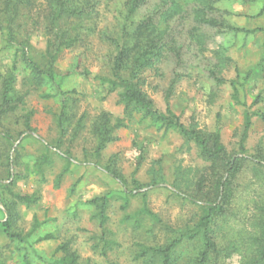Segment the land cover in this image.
<instances>
[{"label":"rangeland","instance_id":"rangeland-1","mask_svg":"<svg viewBox=\"0 0 264 264\" xmlns=\"http://www.w3.org/2000/svg\"><path fill=\"white\" fill-rule=\"evenodd\" d=\"M175 1L146 0L134 15H152L164 44L159 60L140 72L141 87L166 111L176 78L169 103L182 122L211 133L221 114L229 155L262 161L242 166L227 212L213 226L217 250L206 264H264V30L224 26L264 28V0ZM81 3L90 29L83 42L58 51L55 82L41 83L14 47H4L0 32V91L11 78L15 96L23 97L0 119V264H161L153 249L192 231L202 214L177 193L193 194L203 174L208 192L222 173L178 130L141 112L125 114L118 92L100 76L110 74L117 54L113 38L122 37L126 0ZM31 28L29 55L46 69L47 36ZM247 110L252 125L243 140ZM106 119L109 127L117 119L125 125L99 150ZM100 196L108 199L103 211L94 200ZM7 218L14 238L5 233ZM202 248L201 236L183 237L174 264H193Z\"/></svg>","mask_w":264,"mask_h":264},{"label":"trees","instance_id":"trees-1","mask_svg":"<svg viewBox=\"0 0 264 264\" xmlns=\"http://www.w3.org/2000/svg\"><path fill=\"white\" fill-rule=\"evenodd\" d=\"M146 0H126V21L122 25L123 34L121 38H113L117 48V54L110 65V74L100 76L101 80L108 83L111 91L118 92L119 102L124 105V112L132 115L134 112H141L144 117L152 122L159 124L166 129L172 128L178 130L187 139L193 140L198 144L201 155L211 161L212 164L221 170V176L213 183V187L204 191L206 178L203 174L197 184V189L193 194L184 195L192 203L198 204L202 209V214L195 224L192 231H183L178 238L172 239L164 246L153 249L155 255L161 258V264H174L176 260V248L183 237L201 236L203 239V248L197 261L193 264H206L210 259V253L216 252L217 246L213 240L212 229L217 221V217L227 212V203L233 199L237 179L246 162H252L255 165L262 164V161L246 155L235 156L232 158L226 146L222 141V119L218 114V125L214 132L206 133L196 127L188 126L181 121L171 108L169 99L175 87L176 78H174L167 90L166 111L161 110L155 104L154 99L148 95L141 87L139 74L143 68L150 66L159 60L162 52L163 43L160 42L156 34L157 25L152 15L143 20H135L134 15L144 4ZM167 1V0H165ZM208 1V0H206ZM214 1V0H213ZM175 3V0H171ZM212 8V5L209 6ZM91 13L88 7L81 3V0H0V32L4 39V47H14L17 54H21L26 63L32 68L34 73L39 76L40 82L51 80L55 82L56 72L54 69L55 58L58 51L64 46H72L77 42H83L87 32L90 29L85 21L90 18ZM202 19L203 22L215 24L212 19ZM31 29H43L47 36V47L45 56L48 58L46 69L38 64L29 55L31 49ZM230 30H241L245 32L263 31V27L254 29L239 28L230 24L224 25ZM129 40H131L129 42ZM11 78L4 81V86L0 91V119L6 113L14 111L23 103V97L15 96V89ZM46 96H51L50 94ZM234 97L237 101L238 95ZM65 101V100H64ZM63 101V102H64ZM58 115L60 126L64 129L65 105ZM244 129L242 139L248 137L252 125V113L247 110L244 115ZM100 129V142L98 149L105 148L108 141L114 140V128L125 125L122 119H117L113 127H109V120L104 121ZM26 126L30 128L29 119L26 120ZM5 139H10V135H4ZM3 138V139H4ZM243 143V142H242ZM59 147V145H55ZM246 147L242 145V151ZM141 162V160H139ZM8 175L13 174L8 169ZM4 184L0 182V200ZM21 200L30 203L34 201L32 196L19 195ZM101 200L102 211L107 206V196H100L94 199ZM145 212L151 213L148 208ZM5 233L8 237H16L12 230L11 220L7 218L3 223ZM189 234V235H188Z\"/></svg>","mask_w":264,"mask_h":264}]
</instances>
